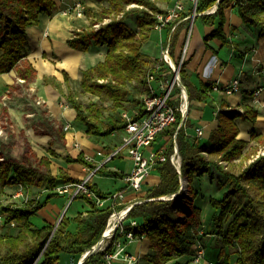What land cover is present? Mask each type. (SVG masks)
<instances>
[{"label":"trees","instance_id":"16d2710c","mask_svg":"<svg viewBox=\"0 0 264 264\" xmlns=\"http://www.w3.org/2000/svg\"><path fill=\"white\" fill-rule=\"evenodd\" d=\"M159 1L170 0H93L96 7L81 3L82 16L87 23L75 27L66 44L82 52L104 50L102 58L81 69L78 80L80 92L96 99L83 102L75 91L65 92L62 84L70 81L66 72H63V82L48 76H43V81L51 84L75 110L74 121L87 136L105 137L121 130L126 124L122 112L129 108V101L136 104V110L131 114L133 118L143 114L140 95L147 89L148 73L159 60L158 56L147 53L144 45L156 31V14L167 12V8L159 6ZM214 5L215 10L206 13ZM230 6L235 7L243 23L254 27L257 38L264 39V0H197L195 12L199 13L201 21L207 25L216 23V27L204 36L205 43L217 37L225 44L224 10ZM55 7L54 0H0V74L15 70L25 86L31 79L35 80V71L25 60L26 28L38 24L40 14L52 15ZM129 17H133V25L128 23ZM170 26H164L161 35L163 39L170 36L175 41L176 30L170 32ZM23 61L27 67L21 68ZM180 75L189 98L207 99L212 86L201 84L199 89H192L193 94L184 62L180 66ZM5 106L2 102L0 109ZM226 107V98L222 96L216 112L217 126L210 131L207 141L189 138L183 125L177 128L181 119L178 111L176 121L160 132L159 135L166 137V159L155 166L159 181L146 189L144 196L138 199L140 202L131 205L128 217L139 219L137 224H124V229L131 231L134 237L148 238L149 252L142 256L145 264H182L180 259L192 258L195 242L200 238L198 228L201 225L205 229L199 202L200 178L212 169L223 178L219 181L223 192L209 198L211 211L206 227L211 226L213 236L220 239L217 242H222L219 255L223 246L234 245L236 264H264V154L256 155L238 171L231 167L249 141L253 143L247 154L257 152L258 146L264 144V132L253 127L249 141L237 137L235 118L253 122L257 110L249 105H244L242 110ZM173 134L181 158L180 174L169 160ZM56 136L62 138L60 134ZM48 151L55 155L53 150ZM64 159L94 167L81 152L75 157L66 155ZM39 161L44 170L32 166L25 158L7 157L0 148V189L20 186L27 193L32 187L48 188L43 199L29 198L19 204L0 205V211L5 213L2 224H14L11 230L0 232V264H31L36 258V264H57L63 251L80 255L101 238L109 215L127 205L120 202L114 206L107 203L99 206L96 199L105 198L108 193L88 181L86 186L94 197L84 193L73 197L86 202L88 208L84 213L78 212L73 217L63 214L55 228L50 223L37 226L31 218L52 197L59 195L52 191L53 188L58 183L80 181L62 168L52 174L48 156H41ZM98 171L121 176L104 166ZM180 177L186 180L185 190L179 189ZM172 193H175L172 199L160 198ZM71 223L73 229H70ZM113 243L111 239L104 251L90 254L82 264H105L104 254L113 249Z\"/></svg>","mask_w":264,"mask_h":264},{"label":"crops","instance_id":"0c3cea01","mask_svg":"<svg viewBox=\"0 0 264 264\" xmlns=\"http://www.w3.org/2000/svg\"><path fill=\"white\" fill-rule=\"evenodd\" d=\"M54 1L56 7L52 15L42 13L40 14V21L38 24L31 25L26 28L28 43L26 58L29 59L32 66L36 69L34 70L36 76L35 82L32 86L30 84L29 86H26V88L30 90L36 89L37 94L40 96L39 98H41L40 101H42V103L46 105L47 109L50 110L54 116H56L57 120H61L63 124L70 122L71 125L68 130H65L62 138L57 136L51 137L48 134H35L32 127H29L26 130L32 140V143L36 142L43 146L42 154L50 158V166L56 164L57 168H62L72 177L81 179L89 174V169L91 167L78 162H67L64 159V156L70 155L75 157L80 152L84 156H91L98 149L108 152L114 149L117 143L115 142L113 144L108 141L101 140L104 137H87L83 128L74 121L76 114L75 110L68 105L66 100L64 102L67 104L59 105V101L57 102V95H59V93L51 84L43 81V76H48L54 77L63 82V72L67 73L70 80L72 79L74 81H78L81 78V69L92 65L95 62L94 60L91 61L89 65H87V63L85 64V62L88 61V58H91L89 55L91 54V50L82 52L80 50L73 49L66 44V39L71 35L73 29L75 27H79L81 24L87 23V21L85 18H77L73 13L69 15L63 14V10L70 8V6H72L76 1L96 7L93 0ZM159 2H164L167 6L164 7L159 4L160 7L169 8L172 6L171 3H174V0ZM192 7L191 2L186 0L184 12L181 14L184 19L179 20V24L175 31V41L173 43L172 54L174 58H178L182 44L186 41L187 49L184 60V69L188 76L187 82L189 89L193 92V94H195V91L192 90L193 88L197 90L201 84H208L209 86H212V90L208 93V97L205 101H199L195 98L188 97V110L184 125L185 133L189 138L194 139V129L196 127H201L204 132L199 139L200 141H207L210 131L217 126L216 112L218 110V101L222 96H225L228 104L226 109L242 110L244 105H249L257 110L256 120L253 122L243 119L242 117L235 118V123L238 127L237 137L249 141L250 130L253 127H255L258 132H264V39L257 38L254 27L243 23L235 7L230 6L224 10L225 23L223 29L226 34L225 44H223L222 40L217 37L210 38L207 43H205L204 36L216 27V23L213 25L204 24L198 17L199 13L197 12L192 18ZM215 7L216 5H214L209 12L206 11V13L213 12ZM187 15L190 16L185 18ZM262 17L264 18V13L262 14ZM156 36L158 40L159 37L158 35ZM68 49L78 52L74 70H69L64 66L59 65L63 61L61 53L66 52ZM44 54L46 55V59L52 58L57 60L55 63L56 66L53 62L47 60V62L51 65V70H40L39 68L43 65L42 62L45 61H43L42 58H37ZM97 55L98 54H95L94 56ZM102 56L100 57L102 58ZM32 58H36L35 62ZM234 78H237L239 81L237 91L231 94H224L222 87L231 82ZM14 80L21 87L24 86L22 84L23 79L16 76L15 70H10L9 72L0 74V87L5 85L6 89L5 92L0 94L1 99L8 97V93L12 88L11 85ZM214 86H217L218 88H214ZM257 90L259 91L256 93ZM186 92L188 96L187 89ZM2 102L5 105H8L5 100H0V105ZM28 115L33 114L29 113ZM50 139L53 140L51 144L49 142ZM165 141L166 137L159 135L153 142L151 146L152 149H159L162 145H165ZM252 143V141H249L247 148ZM48 150H53L55 155H51ZM101 158L102 156H96L91 162L95 165V162L101 160ZM178 162L181 164L180 155L178 157ZM131 166V158L126 154V152L121 151L106 165H104L105 169L118 172L121 176H114L106 171H97L91 176L90 182L94 183L98 189L104 193H111L117 189H122L124 197L120 200V202L128 205L134 204L139 198L144 196L148 187L159 181V176L156 170L153 169L142 185V189L140 191H143V194H139L140 191H133L125 187L123 176L130 170ZM59 169H57V172ZM57 172H52V174L55 175ZM97 174L101 176H108L113 181L112 187H103V184L99 180L97 181L94 179ZM222 179L223 178L215 169H212L209 174H204L202 178H200L199 196L201 195V199H199V202L201 206V220L205 225H209L208 220L211 211L209 198L221 195L223 189L220 188L219 181ZM34 190L35 187H32L27 193ZM58 196H61L63 201L61 206H59L58 203L48 202L44 207L38 210L36 215L31 218L35 225L40 226L44 223L53 224L58 221L62 212L69 217H73L78 212L84 213L88 208L86 202L81 199V208L67 214L68 208L65 210L63 209L64 201L68 199L72 202L74 199H70L67 194H59ZM34 217L39 218V222H36ZM138 221L139 219H136V224ZM9 225H12V223ZM73 228L74 224L71 223L70 229ZM6 230H8V228H5L4 231ZM205 230L206 228L203 229L204 233L200 235L199 241L197 242L204 245L206 259L219 260L217 257L219 256V250L222 245L217 242L213 234L207 235ZM121 240L127 253L135 257L136 264H139V259L144 254L149 252V240L145 236H142L141 238L133 237L132 239H129L125 235H121ZM80 255H73L63 251L59 255V261L57 264H77V260L80 258ZM117 260L122 261L123 259L117 258L114 261V264H117ZM191 263L203 264V262L194 261ZM229 264H235V262L231 259Z\"/></svg>","mask_w":264,"mask_h":264},{"label":"built area","instance_id":"2783aa9c","mask_svg":"<svg viewBox=\"0 0 264 264\" xmlns=\"http://www.w3.org/2000/svg\"><path fill=\"white\" fill-rule=\"evenodd\" d=\"M186 0H174L171 7L167 8V12L157 13V23L154 29L160 32L159 37V55L158 62L154 66V70H151L147 76V89L140 95L141 106L143 107V114L138 118H133L127 111L122 112V116L126 119L125 126L121 129V142L114 149L104 152L102 149L96 150L91 156H84L87 160L93 161L96 156H102L101 160L95 162L94 167L89 169V174L80 179L79 182L74 183H61L57 184L52 191L59 194H67L72 199L77 193H84L88 196L94 197L93 193L87 188L86 182L90 181L91 176L96 173L101 166L106 165L113 157L119 152L125 149L126 154L131 158L132 166L130 170L125 173L123 180L125 187L133 191H140L145 179L149 176L151 171L155 169L156 163L164 161L166 159L165 145H162L159 149L153 150L152 144L159 136L160 132L165 128L171 126L176 121V112L180 113L181 119L177 128L181 125H185L186 114L188 110V96L185 85L182 82L180 75V66L185 60V54L187 49V42L182 44V48L179 51L178 58H174L172 54L173 42L170 36L163 39L161 31L164 26L171 24L170 32L177 29L180 19V14L185 9ZM193 6L192 18L195 14V4L197 0H188ZM76 14L82 15L81 4L76 3ZM70 8L65 10L69 11ZM212 9V8H211ZM210 9V10H211ZM210 10H207L209 12ZM187 15L185 18H188ZM216 85V84H215ZM239 81L234 78L231 82L225 84L222 90L225 94H231L237 91ZM214 88H218L214 86ZM259 90L256 91V93ZM241 110V109H240ZM70 122L66 123L63 128L68 130L70 128ZM194 140H198L203 135V129L196 127ZM76 146V145H75ZM148 149V151H147ZM264 154V149L259 152ZM257 154V155H259ZM177 143L175 140V134H173V151L169 154V160L176 166L178 173L180 174V164L178 162ZM186 180L180 177V190H185ZM23 189L18 186L13 196L15 198L22 197ZM175 193L164 196L165 199H172ZM124 194L122 189H117L111 193H108L105 198L96 199L99 206L109 204L114 206L119 204L123 199ZM136 202H140L137 200ZM132 205V204H131ZM131 205L127 204L124 208L113 211L106 221V227L102 232L100 240L93 244L89 249L81 253L80 258L77 260V264H82L87 256L97 251H104L111 239H113V249L104 254L105 264H114L117 258H121L120 252L124 249V244L121 240V235H125L127 238L132 239L134 236L131 231L124 229V221L128 217V211ZM5 213L0 211V223L4 221ZM112 223L111 230L106 233L107 226ZM129 224L131 226L136 225V220L130 218ZM13 224V223H12ZM107 241V245L105 244ZM115 248V249H114ZM122 259L129 263H135L134 256L124 253ZM38 258H36L31 264H36ZM192 260L194 262H205V264H223L220 260H209L205 258V250L200 244L194 249Z\"/></svg>","mask_w":264,"mask_h":264},{"label":"rangeland","instance_id":"374dc122","mask_svg":"<svg viewBox=\"0 0 264 264\" xmlns=\"http://www.w3.org/2000/svg\"><path fill=\"white\" fill-rule=\"evenodd\" d=\"M77 2L81 4L80 1L74 2V4L72 6H70L69 11H67V12L65 11L68 8L63 10V14L69 15V14L73 13L77 18L83 19L82 15L78 16L76 14V6H77L76 3ZM158 4H160L164 7H167L166 3H164V2H159ZM171 5H173V2L171 3ZM127 21L131 25L134 24L133 17H129L127 19ZM163 32L164 31L162 30L161 34ZM159 34H160V32L154 31L150 40L144 45V49L146 50V52L153 55V56L159 55V46H158L159 45L158 44L159 38H158V40L156 38L157 37L156 35H158V37H160ZM172 42H174L173 39H172ZM103 51L104 50L102 48H100V50H91V54H89L91 56V58H88V61L85 62V64L87 63V65H89V63L91 61H94V60L96 61V60L100 59L101 58L100 56H102ZM95 54H98V55L94 56ZM45 56H46L45 54L40 55L37 59L42 58V60L45 61L46 63H48V65H50V63L47 62V60L53 62L54 64L56 63L57 60L52 59V58L46 59ZM32 59L35 62L36 58H32ZM25 60L30 63L29 59L25 58ZM20 64H21V68H22V66L27 67V64L25 61H23ZM31 66H32V64H31ZM55 66H56V64H55ZM32 68H33V70H36L33 66H32ZM31 80L29 81V85L31 84V86H32V84L35 82V80L34 79H31ZM15 83L16 82L14 80V82L11 85L12 88L10 89V92L8 93L9 94L8 97L5 99L0 98V100H5L8 104L5 106V108L0 109V148H1V151L7 157H10V158L13 157L14 159L15 158H17V159L25 158L26 161L29 164H31L32 166L37 167L38 169L44 170V166L39 161L41 156H46V155L42 154L43 146L39 143H36V142L32 143V140L30 139L26 129L29 127H32L35 134H38V135L48 134L51 137L52 136L56 137L57 134H60L61 136H63V134L65 132L63 126L65 124H63L61 122V120L58 121L56 116H54L52 114V112L47 109L46 105H44L42 103V101H40L41 98H39L40 96L37 94L36 89L30 90V89H27L25 85L21 87L19 84H17V83L15 84ZM69 89L78 93V97L83 102H88L91 99H93V100L96 99V97H92L89 94H82L80 92V87L78 85V81H74L71 79L69 82L63 83V90L65 92H67ZM5 90H6L5 85L1 86L0 87V94L5 92ZM57 99H58L57 102L59 101L58 102L59 105L60 104L61 105L67 104L66 102H64L65 98L61 94L57 95ZM128 106H129V108L126 111L128 112V114H133L136 110V104L129 101ZM29 113H32L33 115H28ZM121 132H122L121 130H118V132H114L113 134H109V135L105 136L104 138H102L101 140L108 141V142L113 143V144L116 142L117 143L116 146L118 147V145L121 142V135H120ZM87 137H91V136H87ZM49 142L51 144L53 142V140L50 139ZM167 143H168V141L166 142V144ZM247 149L248 148L246 147L244 150H242V155H240L232 164L231 167L234 171H238L241 167H243L245 164H247L250 160L255 158V156L257 154H259V152L261 150L264 149V144L259 145L257 152L255 154H251L250 156L247 154ZM123 152H125V149H123ZM244 154H245V156H244ZM49 169L51 172L56 173L57 169H59V168H57L56 164H53V166H50ZM94 179L97 181L99 180L103 184V187H109L110 188L113 185V181L108 176H101V175L97 174V175H95ZM17 188L18 187H15L12 185V186H5L4 188L0 189V205H4L7 203L19 204L22 201L29 199V198L43 199L44 195L48 192V190H47L48 188H45V189H41V188L36 189L35 188L34 191H31L30 193H27V194H26V192L25 193L23 192L22 197L15 198L13 196V194L15 192V189H17ZM139 194H143V191H140ZM160 198L165 199L164 196H161ZM49 202L58 203L59 206H61V203H63L61 196L52 197ZM70 202H71V200L66 199L64 201V204H63L64 210L66 208H68L67 214H69L70 212H74L75 210H79L81 208V203H82L81 199L76 198L71 202V204H70ZM83 203L85 204L84 201H83ZM129 219H130V217H127L125 219V223H128ZM34 220L37 222L39 220V218L34 217ZM55 223L56 222H54L53 224H55ZM13 225L14 224L5 226L4 224L0 223V227H1L0 232H3L5 230V228H8V231L11 230L10 228ZM203 226L206 228L205 233L207 235H211L212 231L214 229L211 228V226L209 227V229H207L208 227H206L205 224H203ZM105 227H106V224H105ZM203 233H204V231L200 225L198 228L197 236L199 234L201 235ZM217 240L220 241V239H217ZM221 243L222 242H220V244ZM105 244L107 245V241ZM199 244L201 246H203V248L205 250L204 245H202L199 242H195L194 249ZM226 247H227V249H226ZM236 251H237V249L235 248L234 245L223 246V252L217 258L221 262H223L224 264H229L231 259L233 260V262H235ZM125 252L127 253L125 248L121 250L120 255H119V256H121V259L123 257L122 254H124ZM139 260H140L139 264H145L144 260H142V257ZM180 260H181L182 264H192L191 262L193 261L191 259V257H188L187 259H180ZM122 261L117 260V264H134V262L129 263L126 260H122ZM203 264H205V262H203ZM235 264H236V262H235Z\"/></svg>","mask_w":264,"mask_h":264},{"label":"bare ground","instance_id":"6f19581e","mask_svg":"<svg viewBox=\"0 0 264 264\" xmlns=\"http://www.w3.org/2000/svg\"><path fill=\"white\" fill-rule=\"evenodd\" d=\"M62 63H60V66H64L66 68H68L69 70H74V65L77 61V54L78 52L76 51H72V50H66V52H62ZM42 62V61H41ZM42 66H40V70H51L50 65H48V63L46 62H42ZM111 226L112 223L110 222V224L107 226L106 228V233H108L111 230Z\"/></svg>","mask_w":264,"mask_h":264},{"label":"water","instance_id":"95a60500","mask_svg":"<svg viewBox=\"0 0 264 264\" xmlns=\"http://www.w3.org/2000/svg\"><path fill=\"white\" fill-rule=\"evenodd\" d=\"M195 14H196V12H195ZM195 14H194V15H195ZM62 215H63V212H62L61 215L59 216L58 221H57L56 224L54 225V228L56 227L57 223H58L59 220L61 219Z\"/></svg>","mask_w":264,"mask_h":264}]
</instances>
